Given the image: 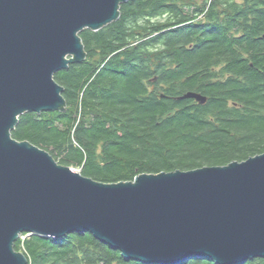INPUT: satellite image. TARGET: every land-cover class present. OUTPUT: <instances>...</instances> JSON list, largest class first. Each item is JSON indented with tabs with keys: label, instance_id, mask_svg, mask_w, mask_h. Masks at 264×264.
Listing matches in <instances>:
<instances>
[{
	"label": "trees",
	"instance_id": "obj_1",
	"mask_svg": "<svg viewBox=\"0 0 264 264\" xmlns=\"http://www.w3.org/2000/svg\"><path fill=\"white\" fill-rule=\"evenodd\" d=\"M80 37L87 59L55 75L67 111L23 115L15 140L104 184L264 154V0H130ZM189 92L206 104L179 100ZM22 237L28 264H145L91 233Z\"/></svg>",
	"mask_w": 264,
	"mask_h": 264
},
{
	"label": "water",
	"instance_id": "obj_2",
	"mask_svg": "<svg viewBox=\"0 0 264 264\" xmlns=\"http://www.w3.org/2000/svg\"><path fill=\"white\" fill-rule=\"evenodd\" d=\"M129 1L0 0V264H28L15 250L23 234L91 233L145 264L264 258V154L104 184L13 138L23 115L67 111L55 75L87 59L80 33L117 22Z\"/></svg>",
	"mask_w": 264,
	"mask_h": 264
},
{
	"label": "rangeland",
	"instance_id": "obj_3",
	"mask_svg": "<svg viewBox=\"0 0 264 264\" xmlns=\"http://www.w3.org/2000/svg\"><path fill=\"white\" fill-rule=\"evenodd\" d=\"M77 172H81V169L77 168V167H73ZM23 236V235H22ZM21 236V239L22 240H25L26 237H22ZM29 236V235H28Z\"/></svg>",
	"mask_w": 264,
	"mask_h": 264
},
{
	"label": "flooded vegetation",
	"instance_id": "obj_4",
	"mask_svg": "<svg viewBox=\"0 0 264 264\" xmlns=\"http://www.w3.org/2000/svg\"><path fill=\"white\" fill-rule=\"evenodd\" d=\"M233 33V32H232ZM230 76V74H228V75H226V77H229Z\"/></svg>",
	"mask_w": 264,
	"mask_h": 264
},
{
	"label": "bare ground",
	"instance_id": "obj_5",
	"mask_svg": "<svg viewBox=\"0 0 264 264\" xmlns=\"http://www.w3.org/2000/svg\"><path fill=\"white\" fill-rule=\"evenodd\" d=\"M24 235V234H23ZM21 238V237H20ZM21 253V252H20Z\"/></svg>",
	"mask_w": 264,
	"mask_h": 264
}]
</instances>
